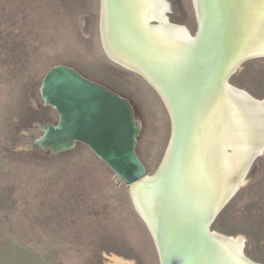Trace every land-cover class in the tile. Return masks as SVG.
I'll use <instances>...</instances> for the list:
<instances>
[{"label":"rangeland","instance_id":"1","mask_svg":"<svg viewBox=\"0 0 264 264\" xmlns=\"http://www.w3.org/2000/svg\"><path fill=\"white\" fill-rule=\"evenodd\" d=\"M168 21L194 36L190 0H165ZM100 0H0V228L52 264H158L153 238L130 197L92 152L56 158L21 148L32 125L57 121L38 87L53 66L79 71L129 99L143 122L137 153L150 175L164 159L172 121L155 90L112 62L101 43ZM228 84L264 100V58L244 62ZM220 211L210 231L243 238L244 256L263 252L259 163Z\"/></svg>","mask_w":264,"mask_h":264},{"label":"water","instance_id":"2","mask_svg":"<svg viewBox=\"0 0 264 264\" xmlns=\"http://www.w3.org/2000/svg\"><path fill=\"white\" fill-rule=\"evenodd\" d=\"M102 1L107 50L140 73L170 113L172 137L160 168L150 175L137 153L143 122L133 103L65 65L48 69L38 87L42 107L57 121L34 123L39 135L24 132L32 143L21 149L56 158L88 148L116 184L129 187L158 264H255L217 242L233 238L210 226L243 186L230 189L226 87L244 62L264 58V0H190V43L147 39L133 0H100V25ZM263 155L264 148L250 156L244 179Z\"/></svg>","mask_w":264,"mask_h":264},{"label":"bare ground","instance_id":"3","mask_svg":"<svg viewBox=\"0 0 264 264\" xmlns=\"http://www.w3.org/2000/svg\"><path fill=\"white\" fill-rule=\"evenodd\" d=\"M133 1V10H141L140 28L146 33L147 39L158 40L166 43L194 42V36L189 34L187 28L173 25L168 21L166 12H168L169 5L165 0ZM101 12L102 20L100 25V35L102 41L101 43L104 48L103 50L105 51L104 53H106L112 62L135 72L142 77L140 73L134 71L128 64L122 62L113 52L107 50V43L104 41L103 1ZM150 21L154 22L149 24ZM226 89L229 100L227 111L226 145L233 165L232 179L230 183L231 189L237 185L245 183L244 176L247 171L248 159L255 151H260L264 148V100H256L249 94L245 93V91L243 92L242 90L234 88L229 84ZM154 90L157 92L167 108V105L161 98L159 92L156 89ZM169 118H171L170 113ZM217 242L227 243L231 245L238 252V254L241 253V251L243 253V238L217 240ZM115 262L116 264H130L124 263L121 260Z\"/></svg>","mask_w":264,"mask_h":264},{"label":"crops","instance_id":"4","mask_svg":"<svg viewBox=\"0 0 264 264\" xmlns=\"http://www.w3.org/2000/svg\"><path fill=\"white\" fill-rule=\"evenodd\" d=\"M263 197V252L259 264H264V159L259 163ZM0 264H52L36 252L21 244L0 228Z\"/></svg>","mask_w":264,"mask_h":264},{"label":"flooded vegetation","instance_id":"5","mask_svg":"<svg viewBox=\"0 0 264 264\" xmlns=\"http://www.w3.org/2000/svg\"><path fill=\"white\" fill-rule=\"evenodd\" d=\"M30 139H31V138H30ZM31 140H32V139H31ZM238 191H239V190H238ZM234 196H235V195H234ZM227 204H228V203H227ZM227 204H226V205H227ZM226 205H225V206H226ZM225 206H224V207H225ZM224 207H223V208H224ZM217 216H218V215H217ZM215 219H216V218H215ZM214 221H215V220H214ZM214 221H213V223H214ZM213 223L211 224L210 228L212 227Z\"/></svg>","mask_w":264,"mask_h":264}]
</instances>
